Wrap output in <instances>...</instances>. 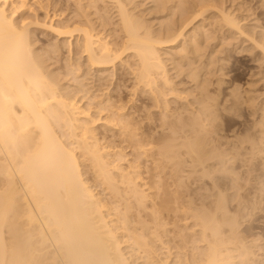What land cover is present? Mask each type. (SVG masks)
<instances>
[{"label": "bare ground", "instance_id": "1", "mask_svg": "<svg viewBox=\"0 0 264 264\" xmlns=\"http://www.w3.org/2000/svg\"><path fill=\"white\" fill-rule=\"evenodd\" d=\"M94 1H92V4ZM107 1L112 3L117 10L118 17L114 16L119 18L122 31L120 35L123 34L122 37L118 35L116 39L113 36L114 41H109L107 39L108 35L106 38L99 37V34L95 33L98 29L96 25H94L95 29L86 20L84 21L87 23L78 21L72 23L70 22L72 19L63 22L62 17L59 16L58 18H61V20L57 24L51 19L43 22H33L31 20L32 22H30L24 18L26 16L24 12L28 8L31 9L28 7L30 4L28 0H0V264H140L137 263L139 260L142 264H161L160 257H164L161 256L162 254L160 255V252L165 244L163 246L162 243L161 246L163 247L157 249V245L154 246L155 241L153 242V240L162 241V234L166 233L164 231L166 227L164 226H166L165 220L167 218H163V211L161 213L157 207L158 203L156 201L158 198H154L156 200L154 202L157 204L149 201L148 192L151 194L154 186L157 187L155 184L152 188L153 183L156 181L155 174H153L155 176L154 182L150 186L148 184L150 181L147 183L146 177L142 178L143 173L141 174L140 167H143V165L138 164V161L141 158L146 160V158L153 157V155L158 157L157 159L155 156L156 162L155 158H153L154 161L151 159L155 164H162L165 161L168 163L170 159L174 161L180 153L178 148L181 146L184 149L186 148L184 155H188L190 161L186 160L191 162L190 167L193 165L196 168L200 181L209 179L214 182L211 186L212 189L207 187L210 188L211 193L208 189V193H210L208 196L202 194V197L200 196L201 198L197 199H201V204H198L197 214H193V217L197 220V226L201 228L202 237L209 240L207 252L204 251L205 260L200 257L202 260L199 261H205V264H237L238 262L234 263L233 260L239 258V264H251V259H253L250 252L251 246L248 247L244 239L238 237L237 229L244 222L251 223V218L258 211H264V108L260 107L261 110L258 108V111L255 110L257 108L255 105L256 108L254 109L253 103L256 99L250 97V89L249 92H247L248 90L243 91L246 95V98L243 97L244 102H242L243 99L240 102L241 98L239 97L238 100V97L236 98L231 92L228 95L225 94V97L221 92V88L226 84L222 86L223 81L219 79V81L216 80L218 82L215 81V85L212 84L210 81L215 80L214 76L211 75L214 80L210 79L209 81L207 76L210 72L206 71L207 73L203 74L200 69L196 70L194 66L192 68L194 67L197 73L196 75L194 73L195 76H193V73L190 75L185 74V77L188 76L190 82H192L190 84L192 86L189 87L186 84L189 88L182 90V92L173 88L172 83L174 82L171 83V80L167 77L166 62L164 63L160 52L164 48L169 49L178 46L180 40L184 38L185 30L203 16L202 9L200 11L199 8L197 9L198 5L195 6L191 3L198 11L193 10L191 13L187 11L189 14L181 22L178 18L180 24L176 28L168 26L169 30L167 29L166 33L162 31V33H157L159 31L152 33V31L146 30V27L144 28V24L142 26L143 21H139L140 24L137 21L138 17L135 19L133 12L130 11V13L129 9L127 10L129 6L126 7L128 5V3L125 5L126 0ZM89 3L87 6H89ZM167 3L169 4V2ZM46 4L48 5L49 2L47 1ZM80 4H78L79 7ZM156 4L158 5V3ZM82 6L86 7V5ZM90 6L92 7V5ZM91 7L86 8L91 9ZM81 8L83 9V7ZM172 8L176 9L178 7ZM192 8L190 7V9ZM207 10L205 11L207 12ZM32 11L30 14L34 12ZM87 12L86 14H88ZM95 13L97 14V12ZM218 13L222 15V22H225V26L227 25L230 30L232 29L241 36L245 35L240 25L242 24L241 21H237L231 14ZM204 14L206 16L205 12ZM84 17L86 16L82 18ZM17 18H19L18 21ZM32 25L48 29L60 40H69L70 46H72V41L76 39V56L83 59L85 67L93 71L95 75L98 74L99 77H101V74L106 75L105 72L109 69H116L118 64L128 66L127 68L131 70L129 74L133 77L131 82L135 83L132 89L134 95L136 96L135 93L141 91L153 102V107H151L161 113L159 121H162L159 127L162 130L166 128L169 132L168 138L167 136L164 137V139L167 138L166 142L162 145L157 142L161 146L158 145L159 147H157L156 142L153 140L154 146L152 141H149L152 137L151 139H144L145 135L140 132H145L143 130L145 128L144 122L141 120L145 115L143 116V110L141 109L149 107L147 105L150 102L149 100H147L146 105L144 104L146 108L136 107L133 102L126 105L125 103L122 104L121 98L116 99L115 96L110 94L111 92L107 94L105 91L106 94H104L105 83H103L104 85L101 84L102 77H97L99 80L95 77L96 80H92L90 83L89 81L88 83L81 82L80 87L74 88V91L71 88V91H67V87L65 89L62 86L60 87L61 83L58 85V77L55 78L56 75L52 77V75L46 73L47 71L45 72L44 66H42L43 62L35 56L32 50L34 47H32L30 40ZM101 25L99 27H102ZM194 49L193 47V53ZM259 49H262L261 52L264 54V48L260 46ZM69 52L70 55L73 54V50ZM186 52L189 51L186 50ZM130 59L135 60L134 64H130L131 61H128ZM198 59H201V57ZM68 60L70 61V59ZM213 64L212 62V67ZM84 65H75L71 61L69 64V68L71 67L70 73H74V76L77 77L76 74L80 73ZM190 65H193V62ZM210 65L207 64L204 68L201 67L203 70H209ZM220 67L222 70L224 66ZM198 68L200 67L198 66ZM213 69L210 71L215 73L216 70L213 71ZM212 72L211 74H213ZM113 76L111 79L114 78ZM73 78L75 79V77ZM90 79H93V77ZM121 79H118V81L122 85L125 82L122 83ZM104 82H106L105 79ZM212 87L217 90V93ZM116 89H119V87ZM166 89H169L167 90L168 93ZM224 90H227V88ZM229 90H232V88ZM233 90H235L234 87ZM91 91L96 94H91ZM169 92L172 99L181 101L180 107H170V103H173L172 99H169L170 103L169 100H166L167 96L169 98ZM223 92L225 93V91ZM185 95L187 97L191 96L193 103H190V99L189 102H186L187 97ZM240 95L237 93V96ZM243 105H246L250 113V115L247 113L248 117L256 118L252 128L249 129L250 124L248 127L246 126L249 130L243 132H246L245 135L247 136L245 137L241 133H236L239 126L237 125L238 128L235 127L236 120L234 122V118L241 111ZM139 113L143 116L141 119ZM113 137L114 140H111L110 138ZM127 148L136 151V161L132 162L130 160L132 163L127 161L128 155L125 153ZM153 152L155 154H152ZM181 158H183V155ZM124 164L127 165L124 166ZM179 164H181V161ZM178 165L177 168L180 169ZM155 167L157 169L159 165ZM82 168L88 169L97 182V185L96 182L95 185L100 186V189L103 188L102 191L109 196L106 200L105 197L102 198L101 193L100 195L93 188L94 185H90L88 180L85 179L82 172L84 169ZM147 169L145 167V170ZM153 169L150 170L153 171ZM147 177L149 176L147 175ZM167 186L166 188H168ZM200 188L203 190V187ZM162 189L164 190V188ZM180 190L182 191V189ZM230 191H232V196L228 195ZM177 200L179 201V199ZM176 203L178 204V202ZM186 206L184 207L186 208ZM184 207L178 206L177 208L176 206V213L178 211L180 212L178 214L183 213L186 216L189 207L188 210ZM163 219L165 222H163ZM253 221L252 223H254ZM162 229L163 232L159 233ZM159 234L162 236L160 237ZM230 245L232 247H228ZM260 248L262 250V246ZM234 253L237 254L236 257L233 255ZM134 254L138 255L137 259H134ZM180 263L182 262L180 261ZM183 264H187V262H183Z\"/></svg>", "mask_w": 264, "mask_h": 264}, {"label": "rangeland", "instance_id": "2", "mask_svg": "<svg viewBox=\"0 0 264 264\" xmlns=\"http://www.w3.org/2000/svg\"><path fill=\"white\" fill-rule=\"evenodd\" d=\"M31 1V0H30ZM28 0V3H30L28 5V7H30L31 9L28 8L27 11H25L24 15V18L27 19L28 21L30 22H43L44 20L45 21H49L50 19L51 20H54L56 22V24L58 23V21L61 20V18H58L59 16L62 17L63 19V22L65 21H71L70 22H75V21H78V22H83V23H87V22H90V24L95 27L94 25H96V27L98 29H96V34H99V37L102 36V38H106L107 35V39H109V41H114L118 35L119 37H122V35H120L122 33L121 31V28H120V23H119V18H116L118 17V13L117 10L114 8L113 4L108 2L107 0H79L78 2L81 3L80 7H83V9L78 6V2L75 0H32L33 2H30ZM35 1V2H34ZM49 2V4L47 5L46 2ZM70 1V2H69ZM74 1V2H73ZM92 1L93 4L95 3V5L92 4ZM104 1V2H102ZM107 1V2H106ZM125 1V0H123ZM156 1H159V2H156ZM163 1V3H162ZM172 1V2H171ZM174 1V2H173ZM176 1V2H175ZM183 3H182V2ZM192 1V2H191ZM195 3H194V2ZM197 1V2H196ZM37 2V4H36ZM39 2H42L41 4ZM77 2V3H75ZM84 2V3H82ZM86 2V4H85ZM91 4H90V3ZM98 2V3H97ZM169 2V4L167 3ZM180 2V3H179ZM200 2V3H199ZM89 3V6H87V4ZM126 3H128V5H126ZM130 3V5H129ZM158 3V5L156 4ZM162 5H160V4ZM177 3V4H176ZM198 5L197 9L200 11L202 9L203 11V16H201L200 18L197 19V21H195L191 26H189L186 30H185V35H184V38H182L180 40V44L178 46H176L175 48H164L163 50H161L160 54H161V57L164 61V63L166 64V71H167V77H169V79L171 80L170 82L172 83V81L174 83H172L173 85V88H176L177 91H180L182 92V90L184 89H188L189 87H191L192 85V82H190V79L187 77H185V74L186 75H190L193 73V76H195L197 73L195 72L197 69L203 73V74H206L207 72H210L209 75L207 76L208 80L210 81L211 80H215L214 81H210L212 84L216 82H218L219 80H222V86L223 84L225 86H223L221 88V92L223 95L225 94H230L233 93L236 98L239 100L240 98V102L242 100V102L245 101L244 98H246V95L244 94L243 91H247L249 92V89H250V97H252L255 101L253 103L254 105V109L255 110H258L259 109L261 110V108L263 109L264 108V54L261 52L262 49L260 50V46H262L264 48V0H170V1H167V0H126L125 2V5L127 7V10L129 9V12L132 11L134 18L136 19L137 17V21L139 22H142V26L144 24V28L146 27V30L148 29L150 32L152 31V33H166L167 32V29L169 30V27L170 28H176L180 22L184 19V17L193 12V10H195V6ZM206 3V4H205ZM36 4V5H34ZM74 4V5H73ZM113 6H111V5ZM141 4V5H140ZM144 6H143V5ZM165 6H164V5ZM172 4V5H171ZM181 4V5H180ZM184 4V5H183ZM200 4V5H199ZM203 4V6H202ZM215 4V5H214ZM223 4V5H222ZM44 5V7H43ZM82 5H86V7L90 8L91 9H88ZM110 5V7H109ZM135 5V6H134ZM157 5V6H156ZM192 5V6H191ZM205 5V7H204ZM218 5V6H217ZM41 6V7H40ZM159 6V7H158ZM194 6V7H193ZM201 8H200V7ZM100 7V8H99ZM163 7V8H162ZM172 7H178V8H172ZM184 7V8H183ZM189 10H192V11H189ZM190 7L192 9H190ZM214 9H213V8ZM221 7V8H220ZM54 8H55V11H54ZM60 8V9H59ZM85 8V9H84ZM97 8V9H96ZM102 8V9H101ZM156 8V9H155ZM161 8V9H160ZM172 8V9H171ZM180 8V10H179ZM183 8V9H182ZM186 8V9H185ZM220 10V11H218ZM88 9V10H87ZM146 9V10H145ZM153 9V10H152ZM176 13H174L175 11ZM208 9V10H207ZM228 9V10H227ZM232 9V10H231ZM34 12H33V11ZM103 10V11H102ZM113 10H116V11H113ZM160 10V11H159ZM168 10V11H167ZM184 13H183V11ZM198 10H195V11H198ZM207 10V12L205 11ZM212 12H211V11ZM215 12H214V11ZM223 10V11H222ZM29 11V12H28ZM31 11L33 12L32 14ZM58 11V12H57ZM78 11V12H77ZM86 11H88L86 14ZM106 11V12H105ZM112 11V12H111ZM149 11V12H148ZM189 13H188V12ZM235 11V12H234ZM47 12V13H46ZM84 12V13H83ZM97 12V14L95 13ZM165 12V14H164ZM172 14H171V13ZM204 12L206 13V16L204 14ZM210 12V13H209ZM218 12H223L225 14H228L234 18H236V20L238 21H241L240 24L243 28V32H244V36H241L240 34L236 33L235 31H233L232 29L230 30L229 27H227V25L225 26V22L223 21L222 22V15ZM230 12V13H229ZM131 13V12H130ZM149 15H148V14ZM156 13V14H155ZM178 13V14H177ZM34 14V15H33ZM47 14V15H45ZM65 14V16H64ZM146 14V15H145ZM159 14V15H158ZM164 14V15H163ZM183 14V15H182ZM208 14V15H207ZM76 15V16H75ZM92 17H91V16ZM99 15V16H98ZM116 17H115V16ZM29 16V17H28ZM54 18H53V17ZM56 16V17H55ZM83 16H86L84 18H82ZM113 16V17H112ZM174 18H172V17ZM183 16V17H182ZM47 17V18H46ZM91 17V18H90ZM81 18V19H80ZM89 18V19H88ZM97 18V19H96ZM144 18V19H143ZM171 18V19H170ZM178 18L180 19V22L178 20ZM182 18V19H181ZM217 18V19H216ZM56 19V20H55ZM83 19V20H82ZM139 19V20H138ZM202 19V20H201ZM19 20V18H17V21ZM32 20V21H31ZM40 20V21H39ZM86 20V21H84ZM101 20V21H100ZM166 20V21H165ZM213 20V21H212ZM218 20V21H217ZM97 21V22H96ZM100 21V22H99ZM109 21V22H108ZM168 21V22H167ZM170 21V23H169ZM174 21V22H172ZM178 21V22H177ZM217 23H216V22ZM245 21V22H244ZM92 22V23H91ZM96 22V23H94ZM139 22V23H140ZM151 22V23H150ZM256 22V23H255ZM99 23V25H98ZM118 23V24H117ZM221 23V24H220ZM102 24V25H101ZM141 24V23H140ZM146 24V25H145ZM162 24V25H161ZM167 24V25H166ZM171 24V25H170ZM102 26V27H99V26ZM117 25V26H116ZM176 25V26H175ZM113 28H112V27ZM149 26V27H148ZM167 26V27H166ZM169 26V27H168ZM174 26V27H172ZM224 26V27H223ZM35 27V28H34ZM104 27V28H103ZM116 27V28H115ZM196 27V28H195ZM40 28V29H39ZM103 28V29H102ZM106 28V29H105ZM118 28V29H117ZM151 28V29H150ZM159 28V29H158ZM162 28V29H161ZM165 28V29H164ZM195 28V29H194ZM252 28V29H251ZM105 29V30H104ZM116 29V30H115ZM213 29V30H212ZM255 29V30H254ZM113 30V31H112ZM118 30V31H117ZM192 30V31H191ZM117 33H116V32ZM121 31V32H119ZM162 31V32H161ZM195 31V32H194ZM208 31V32H207ZM214 31V32H213ZM102 32V33H100ZM113 32V33H112ZM30 40H31V44H32V50L35 54L36 57H38L42 62V66H44V70L46 73H48V75H52V77H54L55 75V78L58 77V81H59V84L61 83L60 87L62 86L64 89L66 88L67 91H74L75 89L74 88H79L80 87V84L82 83H89L92 81V80H96L97 77H99V75H95L93 73V71H90L87 67H85L86 65H84L85 63L83 62L84 60L83 59H80L79 56H76V39L72 41V46H70V44L68 43L69 40L67 39H58L52 32H50L48 29H44L42 28L41 26H36V25H32L31 28H30ZM109 33V34H108ZM203 33V34H202ZM218 33V34H217ZM263 33V34H262ZM104 34V35H103ZM253 34V35H252ZM259 34V35H258ZM261 34V35H260ZM112 35V36H111ZM226 35V36H224ZM229 35V36H228ZM249 35H250V38H249ZM113 36H115L113 38ZM187 36V37H186ZM189 36H193V37H189ZM200 36V37H199ZM213 36V37H212ZM215 36V37H214ZM112 37V38H111ZM34 38V39H33ZM192 38V39H191ZM194 38V39H193ZM241 38V39H239ZM248 38V39H247ZM253 38V39H251ZM187 39V40H186ZM201 39V40H200ZM194 40V41H193ZM197 40V41H195ZM204 40V41H203ZM209 40V41H208ZM212 40V41H211ZM253 41V42H252ZM194 42V43H193ZM197 42V43H196ZM213 42V43H212ZM191 43H192V46H191ZM227 43V44H226ZM234 43V44H233ZM257 43V44H256ZM262 43V44H261ZM63 47H62V45ZM196 44V45H194ZM202 45V46H201ZM257 45V46H256ZM53 46V47H51ZM70 46V48H69ZM190 46V47H189ZM61 47V48H60ZM193 47L195 48L194 49V53H193ZM224 47V48H223ZM200 48V50H199ZM49 49V50H48ZM56 49V51H55ZM73 50V54H69L70 50ZM183 49V50H182ZM190 49V50H189ZM189 51V52H186ZM218 50V51H217ZM171 51V52H170ZM183 51V52H182ZM190 51H192L190 53ZM199 51V53H198ZM57 52V53H55ZM179 52V53H178ZM182 52V54H181ZM197 52V53H196ZM249 52V53H248ZM46 53V54H45ZM169 53V54H168ZM179 54L178 56H176L177 54ZM189 53L188 55H185ZM196 53V54H195ZM212 53V55H211ZM216 53V54H215ZM222 53V54H221ZM48 54V55H47ZM64 54V55H63ZM192 56H191V55ZM202 54V55H201ZM206 54V55H205ZM226 54V55H225ZM182 55V56H181ZM196 55V56H195ZM60 56V57H59ZM70 58H69V57ZM188 56V58H187ZM189 56H190V61H189ZM211 56V57H210ZM214 56V57H213ZM220 58H219V57ZM175 57V58H174ZM180 57V59H179ZM184 57V58H183ZM192 57V58H191ZM201 59H198L200 58ZM42 58V59H41ZM170 58V60H169ZM183 58V59H182ZM186 58V59H185ZM252 58V59H251ZM46 59V60H45ZM59 59V60H58ZM70 59V61L68 60ZM81 61H80V60ZM188 59V60H187ZM193 59V60H191ZM197 59V60H196ZM210 59V60H209ZM51 60V61H50ZM74 60V61H73ZM127 60V59H125ZM199 60V61H198ZM201 60V61H200ZM209 62H208V61ZM57 61V62H56ZM74 62L75 65L77 64H81V65H84L83 67L85 68H81V71L80 73L82 74H76L78 75L77 77L74 76V73H70V69L71 67L69 68V64ZM128 61H131L130 64H134V61L135 60H128ZM185 61H186V65H185ZM203 61V62H202ZM212 61L214 64H213V67H212ZM77 62V63H76ZM193 62V65H190L191 63ZM252 62V63H251ZM261 62V63H260ZM54 63V64H52ZM84 63V64H83ZM188 63V64H187ZM201 63V64H200ZM204 63L207 64H211L209 66V70H203L204 66ZM221 63V64H220ZM175 64V65H174ZM198 64V65H197ZM49 65V66H48ZM125 64H118L116 66V69L112 70V69H109L105 72L106 75H102L101 74V77L103 78L101 80V84L105 83V88H107L105 90L104 88V94L105 91L108 93H110L111 95L115 96V98L120 99L121 103L125 105L129 102H133L134 106H138L139 108H142V107H145L146 108V102H148L147 100H149L150 102L147 103V105H149V107L147 106L146 109H141L143 110L142 111V114L139 113V118L141 119L142 117V121L144 122V129L145 132L143 131H140L143 133L144 136V139H152L149 140V141H152L153 145H154V142H156V146L159 147L160 145L158 143H161V145L163 143L166 142L168 136L169 135V132L168 130L165 128V130L163 129H160L159 126H161V121H159V117L161 115L160 112H157L158 110H156L155 108H152L153 106V102H151L150 98L148 96H146L145 94H142L141 91H138L136 92V96L134 95V91L132 90L133 89V85L135 84L134 82H131V80H133V77L131 74H129V72H131V70L129 68H127L128 66H124ZM182 69H181V67ZM184 65V66H183ZM204 65V66H203ZM216 65V66H214ZM53 66V67H52ZM188 66V67H187ZM192 66H194L196 68V70H194V67L192 68ZM198 66L200 68H198ZM203 68H202V67ZM220 66H224L221 70V67ZM242 67V68H241ZM48 68V69H47ZM74 68V67H73ZM189 70H188V69ZM214 68V69H213ZM216 68V69H215ZM218 68V69H217ZM225 68V69H224ZM53 69V70H52ZM67 69V70H66ZM75 69V68H74ZM72 69V70H74ZM134 69V68H133ZM176 69H179L178 71ZM185 69V70H184ZM194 71H193V70ZM202 69V70H201ZM215 71L212 72L210 70ZM61 70V71H60ZM87 70V72H86ZM129 70V71H128ZM191 70V71H190ZM217 70H220V71H217ZM224 70V71H223ZM49 71V72H48ZM85 71V73H84ZM89 71V72H88ZM111 71V72H110ZM115 71V72H114ZM180 71H183V72H180ZM207 71V72H206ZM223 71V72H221ZM54 72V73H53ZM56 72V73H55ZM61 72V73H60ZM70 74V77H69V74ZM73 72V71H72ZM172 72V73H171ZM205 72V73H204ZM211 72L213 74H211ZM221 72V73H220ZM65 73V74H64ZM87 73V74H86ZM121 73V74H120ZM182 73V74H181ZM195 73V75H194ZM201 73V75H202ZM223 73V74H222ZM263 73V74H262ZM67 74V75H66ZM92 74V75H91ZM173 74V75H172ZM218 74V75H217ZM224 76H222V75ZM54 75V76H53ZM60 75V76H59ZM73 75V76H72ZM82 75V76H81ZM95 75V76H94ZM115 75V76H113ZM128 75V76H127ZM211 75L214 76L211 77ZM220 75V76H219ZM86 76V77H85ZM88 76V77H87ZM112 76L114 77L113 79ZM121 76V77H120ZM179 76V77H178ZM258 76V77H257ZM75 77V79L73 78ZM84 77L85 79H82ZM93 79H90L92 78ZM96 77V78H95ZM99 77V78H101ZM105 77V78H104ZM120 77V78H119ZM127 77V78H126ZM211 77V78H209ZM224 79H222V78ZM229 77V78H228ZM255 77V78H254ZM261 77V79H260ZM60 78H62L61 81ZM68 78V79H67ZM72 78V79H71ZM78 78H79V82H78ZM89 78V79H88ZM99 78H97V80H99ZM121 79L122 83L125 82L127 84H122L121 85V82L118 81V79ZM131 78V79H130ZM77 79V80H76ZM88 79V80H87ZM104 79L106 82H104ZM108 79V80H107ZM186 79V81H185ZM219 79V80H218ZM255 79V80H254ZM257 79V80H256ZM263 79V80H262ZM110 80V81H109ZM116 80V81H115ZM127 80V81H126ZM130 80V81H129ZM218 80V81H216ZM249 80V81H248ZM72 81V82H71ZM85 81V82H83ZM103 81V82H102ZM129 81V82H128ZM181 81V82H180ZM216 81V82H215ZM262 81V82H261ZM82 82V83H81ZM253 82H258L260 84H256V83H253ZM65 83V84H64ZM74 83V84H73ZM109 83V85H107ZM119 83V84H118ZM132 83V85H131ZM183 83V84H182ZM189 83V84H188ZM228 83V84H227ZM245 83V84H244ZM250 83V84H249ZM71 84V85H70ZM79 84V85H78ZM185 84V85H184ZM189 86L187 87L186 86ZM230 84V85H229ZM241 84V85H240ZM246 84H249V85H246ZM255 85V86H252V85ZM76 85V86H75ZM78 85V86H77ZM118 85V86H117ZM238 85V86H237ZM127 86V87H126ZM247 86H250V87H247ZM117 87H119V89H116ZM125 87V88H124ZM215 87V86H214ZM213 88V90H215V88ZM233 87L235 88V90H233ZM238 88V91H237V88ZM71 88V90H70ZM73 88V89H72ZM131 88V89H130ZM180 90H179V89ZM227 90H224L226 89ZM232 90H229L231 89ZM116 89V90H115ZM240 89V91H239ZM243 89V90H242ZM245 89V90H244ZM254 89V90H253ZM120 90V91H118ZM130 90V91H128ZM165 90V89H164ZM169 90V89H166V91ZM228 90H229V93H228ZM225 91V93L223 92ZM254 93H252V92ZM113 92V93H112ZM165 92V91H164ZM94 93L91 91V94ZM139 93V94H138ZM141 93V94H140ZM168 93V91H167ZM212 93H214V91H212ZM215 93H217V90H215ZM236 93V94H235ZM237 93L238 95L240 96H237ZM96 93H94L95 95ZM99 94V93H97ZM102 94V93H100ZM116 94V95H115ZM119 94V95H118ZM129 94V95H128ZM131 94V95H130ZM138 95V96H137ZM142 95V96H141ZM170 92H169V98L167 96L166 100H171L172 97H170ZM245 95V96H244ZM121 96V97H120ZM134 96V98H133ZM186 96V95H185ZM183 96V97H185ZM254 96V97H253ZM147 97V99H145ZM187 97V96H186ZM189 97V96H188ZM187 97V100L186 102H189V99H190V103H193V98L190 96L189 98ZM226 97V95H225ZM240 97V98H239ZM244 97V98H243ZM260 97V98H259ZM221 98H223L221 96ZM133 99V100H132ZM136 99V100H135ZM170 100H169V103H170ZM173 103H170V107H174V108H178L181 106L180 104V100L176 101L175 99H172ZM171 101V102H172ZM136 102V103H135ZM140 102V103H139ZM143 104H142V103ZM175 102V103H174ZM185 102V101H184ZM185 102V103H186ZM179 103V104H177ZM140 104H142V106H140ZM145 104V105H144ZM151 104V105H150ZM172 104L176 105V106H172ZM129 105V104H128ZM144 105V106H143ZM256 105V106H255ZM152 106V107H151ZM261 107V108H260ZM152 108V110H151ZM259 108V109H258ZM148 109V110H147ZM247 110V111H245ZM246 113H245V112ZM148 112V113H147ZM241 112V113H240ZM237 116L234 118V122L236 120V124H235V127L238 128L239 126V129H236V133H241V135L243 134V136H247L245 135L246 132L252 128L253 124H254V121L256 120L253 119L251 116L248 117V109L246 107V105H243L241 111H240ZM150 115V116H148ZM245 113V114H244ZM264 113V111H263ZM241 114H242V118H241ZM159 115V116H158ZM244 115V116H243ZM247 115V116H246ZM250 115V113H249ZM240 116V118H239ZM244 117V118H243ZM252 119H251V118ZM257 117V116H256ZM263 117H264V114H263ZM138 118V120H140ZM148 118V119H147ZM250 118V119H248ZM146 119V120H145ZM151 119V120H150ZM162 119V118H161ZM264 119V118H263ZM140 120V121H141ZM250 120V121H249ZM148 121V122H147ZM169 121V119H168ZM251 121L252 124H251ZM250 122V123H249ZM159 123V124H158ZM147 124V125H146ZM250 124V127L249 129L247 128ZM238 125V126H237ZM149 126V127H148ZM247 126V127H246ZM248 129V130H247ZM160 130V131H159ZM247 130V131H246ZM148 131V132H147ZM162 131V132H161ZM164 131V133H163ZM241 131V132H240ZM244 131H246L245 133H243ZM146 133V134H145ZM112 135V134H110ZM146 135L148 136L146 138ZM167 136L166 139H164V137ZM162 137H163V140H162ZM111 140H114V137L113 138H110ZM154 140V142H153ZM158 140V141H157ZM158 142V143H157ZM151 145V146H153ZM159 145V146H158ZM155 146V145H154ZM153 146V147H154ZM126 147V146H125ZM157 147H155L157 149ZM161 147V146H160ZM128 149H131V148H127L125 149V153L128 155L127 157V161L129 162H133V161H136L135 159L137 158L136 157V151L134 149H131V150H128ZM156 149H155V152H156ZM182 149V150H181ZM179 150V155H177V159H170V161L168 160V163L167 161H165L164 163L162 164H158L156 162V157L153 155V157H148L146 158V160H144V158H141L140 161H138L141 166L143 165V167L145 166L146 168H148L147 170H145V167H140V171H141V174L143 173V179L144 177H146V181L147 183L151 186L152 183L154 182V179H155V176H156V181L153 183L152 185V188L153 186L156 184L157 187L154 186V190L152 189V192L150 194V192H148V195H149V201H151L152 203L156 200H154V198H158L157 199V203H156L158 206V209L160 210V212L162 213L163 215V218H167V220L164 221L163 219V222H165L164 224L166 226V228H164V231L166 232L165 234H162L160 235V237L162 236V241H158L157 242V239L153 240V242L155 241L154 243V246L156 247L157 245V249H161V247H163V250L160 252V255L164 258H161L160 257V261L162 263H164L165 261H167L165 264H183L187 262V264H205V261H202L200 262L203 258L204 259V254L205 252H207V246L209 245V240H207L206 238H203L202 235H201V228L197 226V220L195 217H193L194 215L193 214H197L198 211H196V209L199 207V205L201 204L200 200H197L199 199V197L201 196L202 197V194L203 196H208L210 193H211V186H213L214 182L212 183L211 180L209 179H206L205 181H200V177H199V173L196 172V168L191 166L190 167V159L188 157V155H184V153L186 152V148L184 149V147L182 148L179 147L178 148ZM185 150V151H183ZM188 150V149H187ZM182 151V152H181ZM135 152V153H134ZM130 153V154H129ZM133 154V156H132ZM152 154H155L154 152ZM130 155V156H129ZM183 155V158L186 157L185 159L181 158ZM179 157V158H178ZM132 158V159H130ZM153 158H155V162H153ZM134 159V160H133ZM153 161H152V160ZM188 159V160H186ZM131 160V161H130ZM187 162H186V161ZM177 161V162H176ZM179 161V162H178ZM181 161V164H179ZM184 161V162H183ZM131 162V163H132ZM146 162V163H145ZM152 162V163H151ZM186 162V163H185ZM189 162V163H188ZM142 163V164H141ZM145 163V164H144ZM154 163V164H153ZM183 163V165H182ZM128 164V162H127ZM127 164H124V166H126ZM152 164V165H151ZM164 164L166 165L164 167ZM170 164V165H169ZM176 164V165H175ZM179 164V165H178ZM187 164V165H186ZM189 164V165H188ZM159 165V167H158ZM162 165V167H161ZM171 165H174L176 166L174 168V166H171ZM177 165L179 168H177ZM157 166L158 168L156 169ZM154 167V169H153ZM166 168V169H165ZM168 168V169H167ZM170 168V169H169ZM186 168V169H185ZM192 168V170H191ZM84 169L82 172L84 173V177L85 179L88 180L89 184L93 186L94 189H96V191H98V193L102 196V198L105 197V200L109 197L105 194L103 190V188L100 189V186H96L97 185V182L96 180L94 179L93 175L91 173H89L90 171L86 170V168H82ZM153 169V171L151 170ZM161 171H159V170ZM164 169V170H163ZM174 171H173V170ZM179 169V170H178ZM185 169V170H184ZM145 170V171H144ZM178 170V171H177ZM144 171V172H143ZM149 171V172H148ZM151 171V172H150ZM158 171L159 174L158 175H161V176H158L156 172ZM165 171L163 174L162 172ZM146 172V173H145ZM181 172V173H180ZM183 172V173H182ZM186 172V173H185ZM193 172V173H192ZM196 172V173H195ZM171 173V174H170ZM173 173V174H172ZM88 174V175H87ZM145 174V175H144ZM155 174V176L153 175ZM178 176H177V175ZM182 174V175H181ZM191 174V175H190ZM147 175L150 177H147ZM152 175V176H151ZM154 176V177H153ZM165 176V177H164ZM183 176V177H182ZM191 176V177H190ZM176 177V178H175ZM188 177V179H187ZM91 178V179H90ZM153 178V179H152ZM164 178V179H163ZM175 178V179H174ZM181 178V179H179ZM162 181H161V180ZM198 179V180H197ZM90 180V181H89ZM144 180V181H145ZM181 182H180V181ZM208 181V182H207ZM95 182H96V185H95ZM177 182V183H176ZM204 182V183H203ZM221 182H224V181H221ZM244 183V181H242ZM146 183V182H145ZM168 183V184H167ZM173 183H175L174 185H172ZM180 183V184H179ZM242 183V184H243ZM162 186H161V185ZM164 184V185H163ZM172 186H171V185ZM205 184V185H204ZM209 184V185H208ZM245 184V183H244ZM159 185V186H158ZM168 185V186H167ZM177 185V186H176ZM201 185V186H200ZM205 187H204V186ZM164 186V187H163ZM166 186L168 188H166ZM171 186V187H170ZM179 186V188H178ZM181 186V187H180ZM203 187L201 190L200 187ZM96 187V188H95ZM98 187V188H97ZM159 187V188H158ZM183 187V188H182ZM207 187H210V188H207ZM164 188V190L162 189ZM205 188V189H204ZM159 190L157 192V190ZM161 189V190H160ZM166 189V190H165ZM178 189V191H177ZM182 189V191L180 190ZM200 189V191H199ZM208 189H209V192L208 193ZM212 189V188H211ZM156 190V191H155ZM198 190V192H197ZM207 192H206V191ZM163 193H162V192ZM166 191V192H165ZM169 191V193H168ZM180 191V192H179ZM204 191V193H203ZM104 192V193H103ZM175 192H176V195L177 197L174 198L175 195ZM200 192V193H199ZM153 193H160L158 196L153 194ZM165 193V194H164ZM168 194V195H167ZM169 194H172L169 196ZM174 194V195H173ZM198 194V195H197ZM207 194V195H206ZM154 195V196H153ZM166 197H165V196ZM196 197H195V196ZM228 195L232 196V191L228 192ZM107 196V197H106ZM161 196V197H160ZM164 196V197H163ZM169 196V197H168ZM173 196V197H172ZM160 197V198H159ZM180 197V198H179ZM184 197V198H183ZM200 197V198H201ZM165 198V199H164ZM168 198V199H167ZM152 199V200H151ZM162 199V200H161ZM179 199V201L177 200ZM160 200V201H159ZM165 200H168V201H165ZM174 200V201H173ZM178 202V204L175 202ZM195 200V201H194ZM160 203H159V202ZM189 201V202H188ZM162 202V203H161ZM164 202V204H163ZM182 202V203H181ZM206 202H208V200H206ZM168 203V204H167ZM186 203V204H185ZM163 205L162 207H159L160 205ZM176 204V205H175ZM189 205V210L187 209L188 207L186 206V208L184 207L185 205ZM194 204V205H193ZM199 204V205H198ZM191 205V206H190ZM193 205V206H192ZM170 206V207H169ZM177 206L183 208L184 209H187L188 212L186 211V216L182 213L181 215L178 214L180 212L177 211L176 213V210L177 208H175ZM183 206V207H182ZM195 206V207H194ZM167 207V208H166ZM190 207H193L194 209H190ZM163 208V209H162ZM175 208V209H174ZM162 209V210H161ZM174 209V211H173ZM263 209H264V206H263ZM195 212H194V211ZM261 213V214H260ZM176 214V215H175ZM256 214V212H255ZM164 216H167V217H164ZM255 216V217H254ZM250 222L248 224V222H244V224H241L237 229V232H238V237H242L244 239V242H246V244L248 245V247H250V252H251V257L253 259H257L256 261L251 259L252 260L250 263L253 264V262H255L254 264H264V211H258L256 215H254ZM185 217V218H184ZM177 219V220H176ZM186 219V220H185ZM256 219V220H255ZM183 220V221H181ZM239 220V219H238ZM247 220V218H246ZM255 220V221H253ZM176 221V222H175ZM179 221V223H178ZM252 221L254 223H252ZM185 222V224H183ZM187 222V224H186ZM241 223H243L241 221ZM247 225H246V224ZM168 224V225H167ZM174 225V226H173ZM186 227H185V226ZM180 226V227H179ZM197 226V227H196ZM188 227V228H187ZM186 230H185V229ZM194 229V230H193ZM168 230V231H167ZM185 230V231H184ZM193 230V231H191ZM163 232V229L159 231V233ZM178 233V234H177ZM210 233V232H208ZM242 234V235H241ZM166 235V236H165ZM165 236V237H164ZM173 238H172V237ZM169 239H168V238ZM177 237V238H176ZM184 237V238H183ZM257 239V241H256ZM255 240V241H254ZM183 241V242H182ZM163 243V246H161ZM171 244V245H170ZM172 246V247H171ZM262 246V250H261V247ZM159 247V248H158ZM167 247V248H165ZM228 247H232L231 245L228 246ZM165 248V249H164ZM169 252H168V250ZM252 249V250H251ZM260 249V250H259ZM205 251V252H204ZM253 251V252H252ZM168 252V254H166ZM166 255V257H165ZM235 257H236V253L233 254ZM179 256V257H178ZM199 256V257H198ZM254 256V257H253ZM197 257V258H195ZM201 257V258H200ZM138 258V255L134 254V259H137ZM177 258V259H176ZM194 258V259H193ZM165 259V260H164ZM182 259V260H181ZM178 260V262H177ZM200 260V261H199ZM205 260V259H204ZM239 258H236L233 260V262L239 264ZM176 261V262H175ZM180 261L182 263H180ZM198 261V262H197ZM258 261V262H257ZM140 263L142 264V262L137 261V263ZM161 263V264H162Z\"/></svg>", "mask_w": 264, "mask_h": 264}]
</instances>
